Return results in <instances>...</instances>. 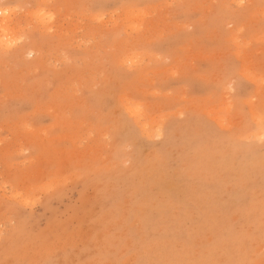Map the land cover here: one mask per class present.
Returning <instances> with one entry per match:
<instances>
[{
	"label": "rangeland",
	"instance_id": "rangeland-1",
	"mask_svg": "<svg viewBox=\"0 0 264 264\" xmlns=\"http://www.w3.org/2000/svg\"><path fill=\"white\" fill-rule=\"evenodd\" d=\"M0 27V264H264V0H0Z\"/></svg>",
	"mask_w": 264,
	"mask_h": 264
},
{
	"label": "bare ground",
	"instance_id": "bare-ground-1",
	"mask_svg": "<svg viewBox=\"0 0 264 264\" xmlns=\"http://www.w3.org/2000/svg\"><path fill=\"white\" fill-rule=\"evenodd\" d=\"M1 28V27H0ZM2 29V28H1ZM3 32V31H2ZM237 163V162H236ZM238 164V163H237ZM137 166V165H136ZM236 167V166H235ZM235 167H234V169H235ZM236 168H238V166L236 167ZM145 169V168H144ZM163 169V168H162ZM243 169H245V168H243ZM243 171V170H242ZM151 172V171H150ZM159 177V176H158ZM168 177V176H167ZM158 184V183H157ZM185 185V184H184ZM176 186V185H175ZM140 187V186H139ZM180 187V186H179ZM173 189V188H172ZM162 191V190H161ZM182 191V190H181ZM157 195V194H156ZM184 195V194H183ZM171 196H172V194H171ZM153 200V199H152ZM181 200V199H180ZM137 208V207H136ZM159 208V207H158ZM159 210V209H158ZM136 214H137V212H136ZM162 217V216H161ZM160 221V220H159ZM169 222V221H168Z\"/></svg>",
	"mask_w": 264,
	"mask_h": 264
}]
</instances>
